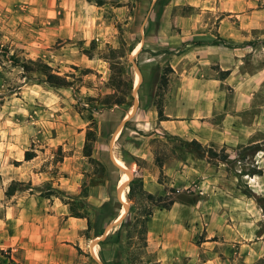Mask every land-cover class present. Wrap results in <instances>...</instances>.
Returning <instances> with one entry per match:
<instances>
[{
	"label": "rangeland",
	"instance_id": "rangeland-1",
	"mask_svg": "<svg viewBox=\"0 0 264 264\" xmlns=\"http://www.w3.org/2000/svg\"><path fill=\"white\" fill-rule=\"evenodd\" d=\"M211 45L222 47L212 64L193 58L174 68ZM37 63L68 85L48 82ZM116 65L129 88L122 105ZM134 99L114 141L132 173L117 199L128 176L110 161V140ZM256 117L264 137V0H0V263L234 264L251 253L242 264H264L252 235L246 253L237 240L257 221L264 230V199L242 180L260 172L253 147L264 138L224 142ZM192 140L199 151L186 146ZM124 206L132 223L122 243L120 224L93 256L91 244Z\"/></svg>",
	"mask_w": 264,
	"mask_h": 264
},
{
	"label": "crops",
	"instance_id": "crops-1",
	"mask_svg": "<svg viewBox=\"0 0 264 264\" xmlns=\"http://www.w3.org/2000/svg\"><path fill=\"white\" fill-rule=\"evenodd\" d=\"M221 48L222 47H220L218 45H211L204 52H198V53H194L193 55H188V56L181 55L180 59L173 64L174 68L177 70V68L180 65L189 64V63H187V60L193 59V58L198 60V63H196V66L203 65V64H206L208 62H210L209 64H212L213 60H215V59L212 56H209V54L217 55V53L221 52ZM198 54H200L199 57H198ZM220 60L221 59H218L219 66L222 69L227 68V66L225 64H223V62ZM213 106L214 105L212 104L209 111H212ZM166 116H171V115L169 113H166ZM252 124L253 125L249 126L248 124L243 123L242 126H240L238 128L237 137H233L229 132H226V134H224V142H226L227 144H230V145H234L235 143H239V142L248 144L249 141L252 142L251 144H257V143L261 142L262 138H264V137H261V135H260L261 132L259 129V125H260L259 117H256V119H253ZM234 139H235V141H234ZM255 153H256V155L259 156V162L257 163L258 165H256V169L260 170V172H253L252 174H243L242 180L245 184H247L248 188L252 191L253 196L264 199V160H262V161L260 160V157H261L260 154L264 155V151L263 150H256ZM177 162H178V165L182 164V162L179 160H177ZM121 197H122V195H121ZM95 205H97V204H95ZM257 208L259 211H263V215H264V210L261 208V206H258ZM261 215H262V212H261ZM180 223H182V222L180 221ZM241 223H239V225H241ZM259 223H260V221H257L256 223H252V225H251L252 226L251 227L252 233H247V231H243V232L240 231V233L237 234V240L243 242V245L245 248V249H243L244 250L243 253H246V251L248 250L247 248H249V246H250V244L247 242V240H250L249 236L252 235V238H255V241H254L255 246L252 245V247H250V248H252V250L254 251L253 254H255V247L258 249L257 254H259V250H260V258H262L263 257L262 255L264 253V230H262L259 227V225H258ZM249 224H246V226H248L250 228ZM180 225H182V224H180ZM255 227H256V229H255ZM250 255H251V253L247 256H250ZM247 256L245 255L244 258H239V259L233 261V263L234 264H242L241 259L247 260L248 258H250Z\"/></svg>",
	"mask_w": 264,
	"mask_h": 264
},
{
	"label": "trees",
	"instance_id": "trees-1",
	"mask_svg": "<svg viewBox=\"0 0 264 264\" xmlns=\"http://www.w3.org/2000/svg\"><path fill=\"white\" fill-rule=\"evenodd\" d=\"M124 45H126V42L124 40H122V46H124ZM132 51H133V48L130 47L129 48V52L131 53ZM117 53H118L117 49H112L111 50L112 58L115 59ZM37 64L39 66V70L43 71L45 73V75L47 76L48 82L54 83V84H58V85H61V86H67L68 85V82L65 80V78H62V77L50 72V70H49L50 67L47 64H44V63H37ZM14 65H21L26 70L30 69V66L28 64L20 63L19 59H14ZM119 66L120 65H116V70L114 72V75L112 76V83L114 84V86H116V89L122 93V95L120 97H118V99L115 102H116V104L122 105L123 103H125L126 95L129 92V88H128V83H126L124 81L123 77H122V70H121V68ZM158 112H159L160 119H163L164 115H163L162 107H160V106L158 107ZM87 136H88L89 140L94 141L96 139L95 131L92 130V129H88ZM186 146H188L191 149L198 150V151H199V149L202 148L201 144L198 141H196V140H192V141L187 142ZM89 147H90V143H86L85 149L87 150ZM253 148H255L256 150H263L264 151V148H260L258 145L254 146ZM34 156H35L34 153H32L30 151H27L26 155H25V159L26 160H31ZM134 184H135V181H133L131 183V185H130V193L129 194H131L133 192ZM171 203L173 204L174 201H172ZM167 207H168V205H167ZM102 215L103 214L97 215V220L98 221L102 218ZM77 216L78 217H86V216H83V215H77ZM131 221H132V218H131V215L129 214L127 219L124 220L121 223V225L119 226V230L117 231V238L115 240L117 243H119V244L122 243V230L123 229L125 230L127 226L131 225V223H132ZM88 224H89V227H91L89 218H88ZM142 225H143L142 226L143 228L139 231V233H140L139 234V238H140L141 241H143L145 243L144 246L147 247L146 238L143 235L148 230L147 227H146L145 221H143ZM130 232L131 231H128V233H129V243H128L127 247H129L130 245H132L135 242V239H134L135 231H134V233H130ZM133 259H134V256L132 257V259L130 258V260H133ZM128 260H129V258H128ZM0 264H8L7 259H4ZM146 264H159V263L158 262L149 261Z\"/></svg>",
	"mask_w": 264,
	"mask_h": 264
},
{
	"label": "water",
	"instance_id": "water-1",
	"mask_svg": "<svg viewBox=\"0 0 264 264\" xmlns=\"http://www.w3.org/2000/svg\"><path fill=\"white\" fill-rule=\"evenodd\" d=\"M135 57H136V53H132V56H131V61H132V65L134 67V70L136 72V75L138 77V85H136L135 89H134V95L136 96L137 94V90L139 88V84L141 83L142 81V75H141V72H140V69H139V66L137 65L136 61H135ZM138 109V101L136 99H134V106H133V110L132 112L128 115V117L126 119H124L120 125L118 126V128L116 129V131L114 132L111 140H110V150H109V158H110V161L112 162V164L117 167L119 170H121L124 174H126L128 176V182H130L132 180V173L126 169L125 167H122L121 165H119V163L117 162V159L114 155V152H113V147H114V141H115V138H116V135L118 134V131H119V128L120 126L124 125L125 122H127L128 120L132 119L136 113ZM129 184V183H128ZM127 183L124 184V185H120L117 189V199L120 198L121 194L125 191V189L129 186ZM128 213V207L127 206H124V215H122V217H120L119 219H117L114 223H112L111 225H109L108 227H106L103 231V233L97 237L93 243L91 244L90 246V250H91V253L92 255L94 256V250H95V247L96 245L102 241L106 234L116 228L118 225H120L125 217V215ZM100 264H102L101 262H99Z\"/></svg>",
	"mask_w": 264,
	"mask_h": 264
},
{
	"label": "bare ground",
	"instance_id": "bare-ground-1",
	"mask_svg": "<svg viewBox=\"0 0 264 264\" xmlns=\"http://www.w3.org/2000/svg\"><path fill=\"white\" fill-rule=\"evenodd\" d=\"M117 162L121 163V159H120V158H117ZM119 165H120V164H119ZM121 166H122V165H121ZM122 167H124V166H122ZM127 181H128V179H125V180L121 181L120 185H124V184H126ZM121 195H122V196H125V192H123Z\"/></svg>",
	"mask_w": 264,
	"mask_h": 264
}]
</instances>
